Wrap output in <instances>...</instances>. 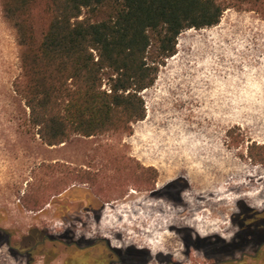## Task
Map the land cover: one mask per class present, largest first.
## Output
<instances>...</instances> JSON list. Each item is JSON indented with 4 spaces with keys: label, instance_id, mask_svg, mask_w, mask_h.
<instances>
[{
    "label": "rangeland",
    "instance_id": "rangeland-1",
    "mask_svg": "<svg viewBox=\"0 0 264 264\" xmlns=\"http://www.w3.org/2000/svg\"><path fill=\"white\" fill-rule=\"evenodd\" d=\"M20 75L17 34L0 4V264H110L105 242L126 257L147 252L148 264H213L210 249L264 264L240 236L244 220L256 221L240 206L264 217L263 151L250 154L264 146L260 13L233 8L215 27L182 33L142 93L147 116L132 135L45 145L15 91ZM43 179L55 188L28 207ZM222 243L233 251L218 253Z\"/></svg>",
    "mask_w": 264,
    "mask_h": 264
},
{
    "label": "trees",
    "instance_id": "trees-1",
    "mask_svg": "<svg viewBox=\"0 0 264 264\" xmlns=\"http://www.w3.org/2000/svg\"><path fill=\"white\" fill-rule=\"evenodd\" d=\"M0 4L20 48L21 75L15 91L50 147L77 136L132 135L134 125L147 116L142 93L155 85L161 67L177 55L182 33L215 27L233 8H250L264 17V0H0ZM254 149L263 151L260 160ZM250 154L255 162H264V146L253 147ZM80 180L90 181L86 174ZM35 188L39 192L25 200L28 207L38 208L46 202L45 191L55 187L43 179Z\"/></svg>",
    "mask_w": 264,
    "mask_h": 264
},
{
    "label": "flooded vegetation",
    "instance_id": "flooded-vegetation-1",
    "mask_svg": "<svg viewBox=\"0 0 264 264\" xmlns=\"http://www.w3.org/2000/svg\"><path fill=\"white\" fill-rule=\"evenodd\" d=\"M241 210L243 211L241 216H245V218H249L250 220L253 219L256 220L253 224H245V220L243 224L241 225V230H240V236L241 238L247 237L248 239H251L255 245L256 248V253L252 257L254 261H258L262 257H264V230L261 229L263 226V221L261 219H257V216L255 215H250V210L246 209L243 206H240ZM262 226V227H261ZM246 241H243L245 243ZM106 246L108 249L112 252V255L115 257L116 260H112L110 264H129V262H135L137 264H148L150 262L149 256L147 252L145 251H136L134 249H128L127 250V255L129 257L124 256L121 254L119 251H115L112 249V247L109 245L108 242H105ZM221 248H217V252L220 254H227L233 251L234 246H224L223 243L220 245ZM210 252L206 253V257L208 259H211L214 261L213 264H244L246 258H250L248 255H244L240 259H224L221 257H217L215 255V251L212 249L209 250ZM229 255V254H228ZM158 261H161V256L156 258ZM166 260V259H165ZM166 264H179L177 262H173L172 260H166Z\"/></svg>",
    "mask_w": 264,
    "mask_h": 264
},
{
    "label": "bare ground",
    "instance_id": "bare-ground-1",
    "mask_svg": "<svg viewBox=\"0 0 264 264\" xmlns=\"http://www.w3.org/2000/svg\"><path fill=\"white\" fill-rule=\"evenodd\" d=\"M212 191V190H211ZM194 203V202H193ZM194 205V204H193ZM107 212V211H106ZM108 216V215H107ZM172 223H174V222H172ZM180 224V223H179ZM191 224V223H190ZM173 225H175V224H173ZM174 227V226H173ZM214 227V226H213ZM208 231V230H207ZM209 232V231H208ZM165 235V234H164ZM207 235H209V234H207ZM158 250H159V248H157Z\"/></svg>",
    "mask_w": 264,
    "mask_h": 264
}]
</instances>
